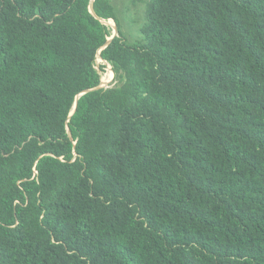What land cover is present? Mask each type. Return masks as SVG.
Masks as SVG:
<instances>
[{"label": "trees", "instance_id": "trees-1", "mask_svg": "<svg viewBox=\"0 0 264 264\" xmlns=\"http://www.w3.org/2000/svg\"><path fill=\"white\" fill-rule=\"evenodd\" d=\"M140 34L0 0V264H264V0H149Z\"/></svg>", "mask_w": 264, "mask_h": 264}, {"label": "rangeland", "instance_id": "rangeland-1", "mask_svg": "<svg viewBox=\"0 0 264 264\" xmlns=\"http://www.w3.org/2000/svg\"><path fill=\"white\" fill-rule=\"evenodd\" d=\"M148 2L149 0H111L115 11L116 21L128 43H135L142 39L140 27L145 21ZM112 21L113 23H111L110 20L104 21V24H106L112 32L109 39L116 34L117 29L115 21ZM96 68L101 74V81L102 79L104 81L102 82V86L104 88L111 87L115 84V74L111 65H108V63L98 57L96 61ZM110 71L112 72V75H110Z\"/></svg>", "mask_w": 264, "mask_h": 264}, {"label": "water", "instance_id": "water-1", "mask_svg": "<svg viewBox=\"0 0 264 264\" xmlns=\"http://www.w3.org/2000/svg\"><path fill=\"white\" fill-rule=\"evenodd\" d=\"M94 1H95V0H92V3H93ZM90 9H91V12L93 13V7H92V6L90 7ZM104 21H106V20H102V19H101V22H102V23H104ZM116 28H117V27H116ZM117 35H118V29H116V34H115L111 39H108V44H109V43L113 40V38H115ZM99 57H100V56H99ZM100 58H101V57H100ZM99 88H103V86H102V82H101V85L98 87V89H99ZM85 93H87V91H85L84 93H82L80 96H82V95L85 94ZM80 96H79V97H80ZM79 97H78V98H79ZM78 98H77V99H78ZM76 106H77V103L75 104V107H74V110H73L72 114L75 112Z\"/></svg>", "mask_w": 264, "mask_h": 264}, {"label": "bare ground", "instance_id": "bare-ground-1", "mask_svg": "<svg viewBox=\"0 0 264 264\" xmlns=\"http://www.w3.org/2000/svg\"><path fill=\"white\" fill-rule=\"evenodd\" d=\"M110 22L113 23L112 20H110ZM113 28H114V27H113ZM107 73H108V72H107ZM110 75H112V72H111V71H110ZM110 80H111V79H110ZM102 82H104L103 79H102ZM106 83H108V82H106Z\"/></svg>", "mask_w": 264, "mask_h": 264}, {"label": "clouds", "instance_id": "clouds-1", "mask_svg": "<svg viewBox=\"0 0 264 264\" xmlns=\"http://www.w3.org/2000/svg\"><path fill=\"white\" fill-rule=\"evenodd\" d=\"M102 59V58H101ZM103 60V59H102ZM104 61V60H103ZM104 62H106V61H104ZM107 63V62H106ZM108 65H110V64H108Z\"/></svg>", "mask_w": 264, "mask_h": 264}]
</instances>
